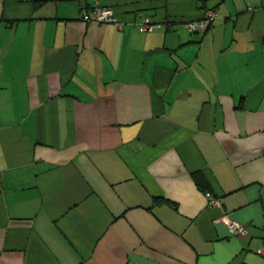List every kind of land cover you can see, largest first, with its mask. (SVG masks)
I'll return each mask as SVG.
<instances>
[{"label":"crops","instance_id":"1","mask_svg":"<svg viewBox=\"0 0 264 264\" xmlns=\"http://www.w3.org/2000/svg\"><path fill=\"white\" fill-rule=\"evenodd\" d=\"M262 250L264 0H0V264Z\"/></svg>","mask_w":264,"mask_h":264},{"label":"built area","instance_id":"2","mask_svg":"<svg viewBox=\"0 0 264 264\" xmlns=\"http://www.w3.org/2000/svg\"><path fill=\"white\" fill-rule=\"evenodd\" d=\"M251 9L250 7L248 8ZM215 12L213 10L205 11L201 18L196 20H190L186 22V27L190 32H199L204 33L207 31L211 23L215 18ZM82 19L86 22H95L99 24L103 23H116L118 27L121 26V23L116 19L112 10L108 7L95 6L89 11H85L82 14ZM150 23L147 18H142L139 24V30L144 31L149 27ZM205 196L210 205H218V200L213 197L209 192L205 193ZM227 229L230 235L234 236H244L246 234V225L239 224L235 221H229ZM264 254V250L260 251Z\"/></svg>","mask_w":264,"mask_h":264},{"label":"trees","instance_id":"3","mask_svg":"<svg viewBox=\"0 0 264 264\" xmlns=\"http://www.w3.org/2000/svg\"><path fill=\"white\" fill-rule=\"evenodd\" d=\"M210 27V26H209ZM208 30V29H207ZM199 187L201 188V189H203L204 190V192H208L206 189H205V187H204V185L199 181Z\"/></svg>","mask_w":264,"mask_h":264}]
</instances>
